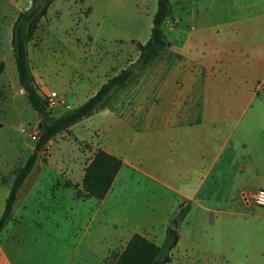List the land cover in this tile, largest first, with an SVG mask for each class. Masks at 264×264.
<instances>
[{
    "label": "crops",
    "instance_id": "crops-1",
    "mask_svg": "<svg viewBox=\"0 0 264 264\" xmlns=\"http://www.w3.org/2000/svg\"><path fill=\"white\" fill-rule=\"evenodd\" d=\"M169 1L171 16L164 25L179 33L177 43L165 35L168 48L163 55L118 90L104 109L71 127L78 139L122 161L96 213L122 220L128 187L115 191L120 179L133 182L132 188L138 186L140 176L162 180L174 197L166 217L176 215L180 206H189L176 227L179 240L170 253V264H264V209L253 202V196L264 190V93L260 90L264 84V0ZM31 2L0 0L3 117L15 115L17 96L26 100L24 111L31 109L18 81L12 49L14 23ZM135 4L152 8L153 15L156 12L157 0L53 2L27 45L39 94L45 98L55 91L69 104L73 95L80 105L95 95L117 73L105 74L103 81L97 75L94 83H83L91 63L83 40L90 38L93 44L103 41V36H114L127 37L131 43L137 35L144 36L140 43H145L152 23L146 33V25H139L142 11ZM133 56L130 62L135 61ZM107 111L115 121L102 118ZM135 118L163 126L160 176L152 175L153 161L146 164L141 158L140 149L148 143L141 134L135 138ZM107 131L116 132L115 139H106ZM96 133L102 136L94 140ZM52 186L49 179L48 187ZM65 190L69 189L60 187L61 192ZM4 207L0 202V216ZM26 209V197L21 203L18 198L0 233V264H105L134 234L116 239L92 237L88 221L83 225L70 222L72 240L35 236L40 243L52 245V251L29 254ZM70 215L79 217L76 212Z\"/></svg>",
    "mask_w": 264,
    "mask_h": 264
},
{
    "label": "rangeland",
    "instance_id": "rangeland-1",
    "mask_svg": "<svg viewBox=\"0 0 264 264\" xmlns=\"http://www.w3.org/2000/svg\"><path fill=\"white\" fill-rule=\"evenodd\" d=\"M135 8L142 11V21L139 25L142 28L146 25V33H148V26L152 23L153 18L152 8L149 11L148 6L143 9L142 5L137 7L136 4ZM64 25L62 24V26ZM162 29L172 43H177L179 38L177 31H169V25L166 27L163 25ZM78 34L79 30L75 28L74 35L80 40ZM102 38L103 41L93 44L90 38L83 40L86 45L85 54L91 55L90 69L83 83H94L97 80V75L99 81H103L105 74L111 73V71L119 73L124 69L134 59V54L135 60L138 57L135 45L132 46V43L127 41L129 38L114 36H103ZM87 39L89 42L86 41ZM119 39L124 42H115ZM144 39V36L135 35V42H142ZM260 88L264 93V84ZM25 102L26 100L17 96L15 115L0 116V202L2 204L5 203L19 170L25 166L31 156L40 135V117L32 108L24 111ZM79 106V102L72 95L70 104L66 100L63 104L48 111L52 118H57ZM109 111L112 112L114 109ZM102 118L110 121L116 120V117L109 115V112ZM139 134L148 143V145L145 143V147L140 149L143 155L141 158L146 164H149V159L153 161L152 169L150 168L152 175L160 176L163 169V126H155L148 124L142 118H135V138ZM101 136L102 134L96 133L92 137L96 140ZM105 136L106 139H115L116 132L107 131ZM96 149L93 143L78 139L70 128L68 131L56 135L44 149L38 152L36 162L17 193L19 203L26 197L27 209L24 215V229L29 254H46L52 251V245L40 243L35 236L48 238L46 234H49V237L61 241L72 240L70 232L72 230L68 226L70 222L83 225L85 221H88V231L92 237L116 239L120 236L125 238L129 234L139 231L159 245H162L166 230L170 225L174 223L178 228L179 224L174 221L176 215L166 217L170 213V205L174 197L163 186V181L143 178L140 175V177L136 176L138 186L135 188L131 187L133 182L123 179H120L117 187L116 185L114 187L115 191L128 187L126 189L127 197L122 203L120 211V216L124 219H105L96 213L100 208V202L83 194L78 195L84 170ZM39 178L41 181H37ZM49 179L52 180V188L48 187ZM36 185H38L37 188ZM34 187L36 190L33 189ZM60 187L69 190L61 192ZM89 209H91V213H89ZM73 212L78 213L79 217L71 218L70 213ZM62 249L61 247L60 250ZM112 256L107 258L105 264H110Z\"/></svg>",
    "mask_w": 264,
    "mask_h": 264
},
{
    "label": "trees",
    "instance_id": "trees-1",
    "mask_svg": "<svg viewBox=\"0 0 264 264\" xmlns=\"http://www.w3.org/2000/svg\"><path fill=\"white\" fill-rule=\"evenodd\" d=\"M55 1L32 0L31 6L18 15L13 26L12 49L17 77L20 86L24 90L28 104L40 117V135L31 156L16 175L6 198L4 211L0 216V233L11 218L18 190L36 162L38 152L44 149L59 133L68 131L78 122L104 109L118 90L134 82L139 73L155 58L163 55L168 48V42L162 28L171 16V5L169 0H157V8L152 18V27L148 40L145 43L131 41L138 51L137 59L130 62L119 73L110 76L95 95L82 105L57 118H52L47 109L45 98L39 94V88L31 73L27 45L33 39L41 20L46 17L49 7ZM4 68V64L0 63V76ZM121 166L122 161L119 158L103 149H96L84 170L78 195L83 194L96 201L105 199ZM188 211V205L180 206L175 216V222H181ZM178 240L179 236L176 229L174 230L171 227L167 228L161 246L139 233H134L124 249L113 256L110 264H170V253L176 247Z\"/></svg>",
    "mask_w": 264,
    "mask_h": 264
},
{
    "label": "built area",
    "instance_id": "built-area-1",
    "mask_svg": "<svg viewBox=\"0 0 264 264\" xmlns=\"http://www.w3.org/2000/svg\"><path fill=\"white\" fill-rule=\"evenodd\" d=\"M45 101L47 104V109L50 110L66 102V98L64 95L52 91L45 97ZM253 202L255 206L264 209V190L258 191L253 196Z\"/></svg>",
    "mask_w": 264,
    "mask_h": 264
},
{
    "label": "water",
    "instance_id": "water-1",
    "mask_svg": "<svg viewBox=\"0 0 264 264\" xmlns=\"http://www.w3.org/2000/svg\"><path fill=\"white\" fill-rule=\"evenodd\" d=\"M171 228L175 230L176 229V225L175 224H172L171 225Z\"/></svg>",
    "mask_w": 264,
    "mask_h": 264
}]
</instances>
